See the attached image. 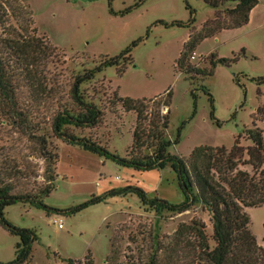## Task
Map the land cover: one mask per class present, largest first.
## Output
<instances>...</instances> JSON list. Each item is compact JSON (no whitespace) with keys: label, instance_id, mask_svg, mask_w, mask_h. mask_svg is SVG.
I'll return each mask as SVG.
<instances>
[{"label":"rangeland","instance_id":"obj_1","mask_svg":"<svg viewBox=\"0 0 264 264\" xmlns=\"http://www.w3.org/2000/svg\"><path fill=\"white\" fill-rule=\"evenodd\" d=\"M26 2L38 35L56 46L62 55V62L50 70L58 74V96L64 100L68 99L77 72L132 48L123 73L119 74L118 66L107 67L83 85L85 97L102 111L100 123L92 128L73 127L70 132L96 140L124 157L132 147L138 119L136 112L122 106L120 98L131 97L147 100L148 119L143 126L158 112L170 113L165 136L174 141L180 132L179 143L170 151L185 159L199 146L230 148L238 135H242V147L247 148L251 141L244 131L254 124L263 130L264 136V119L256 120L257 109L264 106V81L259 82L264 78V0H258L246 25L206 38L190 55V65L206 69L211 68L212 53L220 58H237L228 64H217L213 74L203 78L181 73L177 61L191 33L200 31L215 15L204 0ZM232 6L227 3L221 10ZM130 7L129 13L122 14ZM191 9L195 22L190 27L178 26V22L189 24ZM123 64L122 61L120 66ZM190 77H194V83ZM204 89L209 90L213 102ZM55 143L59 149L56 189L44 199L50 207L69 208L93 195L104 194L106 188L134 184L149 190L152 197L172 204L183 200L170 167L138 172L62 140ZM33 163L40 176L38 181L42 182L44 162L36 159ZM240 168L253 171L250 165ZM128 170L135 172L132 179ZM162 179L165 192L160 196L159 185L154 184H160ZM245 211L259 244L264 245V205ZM5 213L12 224L34 229L39 236L31 259L24 264H69L71 259L81 264H88V260L93 264H147L156 238L167 243L180 223L198 218L206 223L209 232L212 229L209 213L199 206L181 214L159 216L143 206L135 194L110 197L77 214L49 215L43 209L22 203L7 207ZM18 241V236L0 225V262L15 258Z\"/></svg>","mask_w":264,"mask_h":264},{"label":"trees","instance_id":"obj_2","mask_svg":"<svg viewBox=\"0 0 264 264\" xmlns=\"http://www.w3.org/2000/svg\"><path fill=\"white\" fill-rule=\"evenodd\" d=\"M215 10L200 31L191 33L177 61L178 70L185 74L212 75L217 64H228L233 59L209 56L210 69L190 65L188 59L206 38L224 30L236 29L250 21L258 0H204ZM234 4L226 7L225 4ZM131 7L122 14L129 13ZM224 13V14H223ZM191 9L189 24L194 22ZM137 42L133 43L135 46ZM129 47L119 55L105 57L90 69L77 72L70 85L68 99L64 100L58 88V74L51 66L62 62L56 46L39 36L34 26L33 13L26 0H0V225L18 236L15 258L0 264H24L31 259L33 245L39 240L36 230L18 227L6 217L7 207L22 203L43 209L47 214H77L91 205L110 197L135 194L141 204L157 215L181 214L199 206L210 215L211 232L198 218L180 223L167 243L154 242L153 253L147 264H264V245L259 244L251 229L248 207L264 205V136L256 126L246 128L244 135L251 145L242 147L238 135L232 145L199 146L185 159L173 154L170 148L180 141V132L174 141L165 136L169 112H160L148 119L146 99L120 98L127 111L137 114V125L132 147L124 157L112 152L96 140L70 132V128H92L102 119V111L84 94L83 85L94 80L105 68L118 66L119 74L131 59ZM122 61L124 64H122ZM191 78V77H190ZM194 83V77L191 78ZM264 78L259 79V82ZM204 91L213 97L208 89ZM193 96L195 94L193 93ZM256 120L264 119V106L256 111ZM212 118L214 113L212 111ZM77 146L120 167L138 172L163 170L170 167L176 174L178 190L183 197L180 204H172L152 197L138 185H127L93 195L89 200L65 209L48 206L44 199L56 189L58 146L55 140ZM44 162L43 181L33 160ZM241 165H250L252 172ZM88 258V257H87ZM109 261V260H108ZM93 264L88 260V264ZM69 264L81 262L69 260Z\"/></svg>","mask_w":264,"mask_h":264},{"label":"crops","instance_id":"obj_3","mask_svg":"<svg viewBox=\"0 0 264 264\" xmlns=\"http://www.w3.org/2000/svg\"><path fill=\"white\" fill-rule=\"evenodd\" d=\"M254 10V9H253ZM252 10V11H253ZM251 15H252V12H251ZM251 15H250V20H251ZM103 162H105V161H103ZM129 172H127L129 175H130V177H131V179H132V175H135V172L133 171V170H128ZM164 174V173H163ZM162 174V175H163ZM139 176H141V174L139 175ZM130 179V180H131ZM134 181V180H133ZM137 181V180H136ZM135 182V181H134ZM114 185V184H113ZM154 185H159V193H158V195H160V196H163V193L165 192V187H164V179H162V180H160V184H159V182H157V184H154ZM110 187V186H109ZM110 189H112L111 187L110 188H106V192H107V190H110ZM146 189V188H145ZM146 191L147 192H149V190H147L146 189ZM150 193V192H149Z\"/></svg>","mask_w":264,"mask_h":264},{"label":"built area","instance_id":"obj_4","mask_svg":"<svg viewBox=\"0 0 264 264\" xmlns=\"http://www.w3.org/2000/svg\"><path fill=\"white\" fill-rule=\"evenodd\" d=\"M63 225L62 224H59V227H62Z\"/></svg>","mask_w":264,"mask_h":264}]
</instances>
